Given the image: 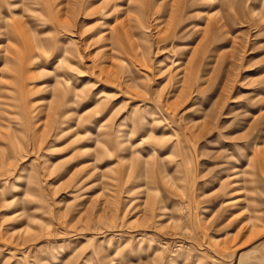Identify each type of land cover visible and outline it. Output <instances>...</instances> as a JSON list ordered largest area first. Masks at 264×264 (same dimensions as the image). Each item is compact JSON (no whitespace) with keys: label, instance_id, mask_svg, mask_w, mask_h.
Masks as SVG:
<instances>
[{"label":"rangeland","instance_id":"obj_1","mask_svg":"<svg viewBox=\"0 0 264 264\" xmlns=\"http://www.w3.org/2000/svg\"><path fill=\"white\" fill-rule=\"evenodd\" d=\"M0 264H264V0H0Z\"/></svg>","mask_w":264,"mask_h":264}]
</instances>
